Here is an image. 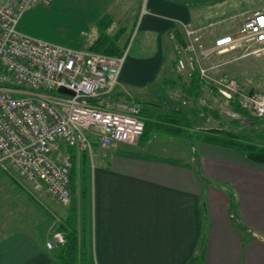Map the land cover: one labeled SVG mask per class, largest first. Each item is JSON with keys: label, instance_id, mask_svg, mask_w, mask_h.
Segmentation results:
<instances>
[{"label": "crops", "instance_id": "0c3cea01", "mask_svg": "<svg viewBox=\"0 0 264 264\" xmlns=\"http://www.w3.org/2000/svg\"><path fill=\"white\" fill-rule=\"evenodd\" d=\"M238 1L242 0H145L134 15L131 0H71L81 32L61 45L91 50L103 37L101 47L115 42L113 52L122 54L135 35L115 94L134 98L142 108L148 105L154 119L180 111L189 119L190 129L200 134L197 131L205 128L196 123L216 122L219 116L203 117L195 105L184 104L190 80L175 71L171 35L180 39L181 24H191L204 33L215 24L206 26L213 15L232 19L264 11V0L248 8H239ZM231 8L239 9L228 13ZM45 9V5L28 9L19 31L40 38L34 18ZM203 36L208 42L222 32ZM175 89L184 91L182 102L174 96ZM143 136L134 145L94 147L86 204L80 196L76 200L81 205L79 220L86 208L90 264H264V163L207 143L203 137L196 146L184 141L182 149L176 150L188 155L186 165L179 166L149 155L154 140L145 143ZM196 147L198 156L189 155ZM211 180L226 187L217 189ZM40 209L37 217L24 212L21 225L0 231V264H57L53 251L46 248L53 218Z\"/></svg>", "mask_w": 264, "mask_h": 264}, {"label": "built area", "instance_id": "2783aa9c", "mask_svg": "<svg viewBox=\"0 0 264 264\" xmlns=\"http://www.w3.org/2000/svg\"><path fill=\"white\" fill-rule=\"evenodd\" d=\"M49 1L0 0V172L30 193L42 185L60 205L69 206L73 161L68 150L92 159L95 145L104 150L120 143L134 145L144 135L146 118L134 98L115 94L135 35L121 56H109L19 31L24 13ZM181 28V39L171 35L175 71L189 79L198 76L204 90L263 118V93L246 92L236 80L214 76L205 62L235 51H243L244 57L261 55L264 11L254 12L235 34L209 44L201 29L191 24ZM60 88L74 95L60 93ZM194 101L188 98L184 104ZM197 101L210 105L202 97ZM50 214L46 248L53 251L65 237L58 231L60 216L52 209Z\"/></svg>", "mask_w": 264, "mask_h": 264}, {"label": "rangeland", "instance_id": "374dc122", "mask_svg": "<svg viewBox=\"0 0 264 264\" xmlns=\"http://www.w3.org/2000/svg\"><path fill=\"white\" fill-rule=\"evenodd\" d=\"M137 1L139 2L138 4H136ZM144 1L145 0H131L132 14L135 15L139 12V7L143 6V3H145ZM258 1L261 0H242L238 1L239 3H237V6H239V8H248L253 6ZM70 3L71 0H50L49 3L45 5V8L47 9H45V11H43L37 19L34 18L36 30L40 36V38L37 39L61 45L78 37L81 32L80 29L82 24L76 18ZM239 8H231L229 12L228 10L227 12L231 13L234 9L235 11H238ZM246 13L247 14H242L241 16L232 19L220 18L216 15L211 16L209 18V22H206V26L211 23L215 24L207 27V30L204 31L203 35L211 32H222V35L235 34L239 23L241 21H245L253 14V12ZM47 39L50 41H47ZM209 43L210 41L207 42V44ZM61 46L68 47L66 45ZM205 65L209 68H213L212 74L216 77L228 76L236 80L237 83L241 85V88L246 92L264 94V52L259 56L250 55L247 57H244L243 51H235L224 55H214L207 59ZM181 77L183 78L184 76ZM183 80L191 81V79L186 77H184ZM208 90L209 89L204 92L202 91L199 98H204L207 103L210 104L209 107L200 106L198 101H194L190 107L195 105L196 109L201 111L200 114L202 113L203 117L210 119V114H212V112L214 114L216 113L219 116V122L209 119L210 121H199V123H196V126L199 128L204 127L205 129H203L205 131H207L206 129L208 128L209 131L226 128L227 130L236 131L246 137H249L253 143L264 146V121L260 123L255 122L252 118L256 116L252 115L248 111L247 112L251 115L250 117L245 118L240 116L233 110L232 104L222 100L220 97H218L219 99L215 101L211 93L216 94V92L214 93V91L210 92ZM173 92L175 93L174 96L177 100L182 102V98H185L184 91L181 89H175ZM140 100L142 101V99ZM175 102L177 103V101ZM149 108L150 107L148 105H144V114L147 118L151 117ZM230 112L231 114H229ZM156 120L157 118H150V122L148 123L149 128L143 136L145 143L149 140H151V142L154 140L153 144L150 146L151 153H149V155L158 157L159 159H164L165 161L179 166H185L186 157L188 156L187 153H178L176 150L182 149L184 141H188L190 144H194L196 146L197 140L205 137L204 133L206 132L197 131L200 132V134H198L191 129V131L187 133V135L189 136L190 134L191 137H188L176 134L174 128L170 126L166 127L167 130H157V124L155 123ZM235 122L238 124H235ZM158 134L161 136L155 138ZM191 150H189V155L192 153L191 155H194V157L198 156L199 153H197V147ZM200 174L204 176V178H207L205 177V173L201 172ZM0 177V231H8L21 225V218H23L22 213L24 212L31 213V215L37 217L40 209L38 205L42 208V210L40 209L42 212H46L49 215L52 209V211L56 212L60 218H64L70 205L72 204L71 202L69 206L60 205L51 195L49 196V194H47L45 187L42 185L39 188L32 190V193H30L17 185L8 176H5V174ZM211 181L213 183L216 182L215 187L217 189L226 187L221 185V183L217 180H215V182L213 180ZM49 198L54 200H49ZM77 208L81 209V205L77 204Z\"/></svg>", "mask_w": 264, "mask_h": 264}, {"label": "trees", "instance_id": "16d2710c", "mask_svg": "<svg viewBox=\"0 0 264 264\" xmlns=\"http://www.w3.org/2000/svg\"><path fill=\"white\" fill-rule=\"evenodd\" d=\"M105 21L106 20H103L102 22L104 23ZM178 32L179 30L177 29V31H175V34ZM181 38L182 35H180V39ZM100 39L94 44L93 48L90 51L102 53L109 56H121L123 54H116L113 52V49L115 48V42H111V45L109 47H101L103 43ZM128 44L129 43H127V45ZM201 85V80L198 76L195 75L190 81L191 89L190 91H187V96L192 99H197L199 97L198 95L201 94ZM232 108L242 117L247 118L251 116L247 111L241 109L236 104H232ZM142 113L146 118V127L144 132L145 135L149 128L148 123L150 122V118L153 119V112L150 111V118H147V116L144 114V108H142ZM252 119H254L257 123L264 121V118L254 117ZM155 123L157 124V130H167V128L163 125L168 124L167 127L170 126L174 128L175 133L178 135L188 136L187 133L191 131L189 119L185 117L184 114L180 111H176L174 114L170 115L158 114ZM235 124L238 123L235 122ZM204 132H206L204 133L205 142L240 152L249 160L255 163H264V146L253 143L249 137H246L236 131L227 130L226 128L213 131L207 130ZM188 137H191V135L189 134ZM68 152L71 155L73 161L70 183L73 201L64 218H61V223L58 226V231L63 233L65 237V243L63 245H59L56 249L53 250L52 258L57 264H90L89 245L86 242L85 233L86 208L85 206L83 207L81 220H79L78 208L76 204V200H78L79 196L81 197L83 205L86 204V196L88 194L87 183L89 179L90 158L87 154L78 155L73 149H69ZM78 181H81V185L78 184Z\"/></svg>", "mask_w": 264, "mask_h": 264}, {"label": "water", "instance_id": "95a60500", "mask_svg": "<svg viewBox=\"0 0 264 264\" xmlns=\"http://www.w3.org/2000/svg\"><path fill=\"white\" fill-rule=\"evenodd\" d=\"M59 92H60V93H65V94H68V95H74L73 92L68 91V90H66V89H64V88H60V89H59Z\"/></svg>", "mask_w": 264, "mask_h": 264}]
</instances>
